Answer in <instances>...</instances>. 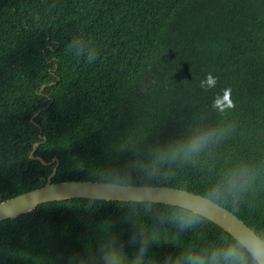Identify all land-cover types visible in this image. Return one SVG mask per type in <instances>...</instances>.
I'll return each instance as SVG.
<instances>
[{
    "label": "trees",
    "instance_id": "obj_1",
    "mask_svg": "<svg viewBox=\"0 0 264 264\" xmlns=\"http://www.w3.org/2000/svg\"><path fill=\"white\" fill-rule=\"evenodd\" d=\"M73 37L95 44L94 63L83 59L91 47L82 58L67 51ZM208 73L218 79L205 91ZM226 88L236 107L221 115L210 106ZM232 125L194 163L174 165L171 184L153 187L200 195L225 170L251 166L257 179L239 212L219 205L264 227V0H0V203L43 186L57 161L52 182L95 180L133 149ZM128 211L114 200L42 203L0 222V264H66L109 231L131 258ZM227 235L211 221L179 235L166 225L147 257Z\"/></svg>",
    "mask_w": 264,
    "mask_h": 264
},
{
    "label": "clouds",
    "instance_id": "obj_2",
    "mask_svg": "<svg viewBox=\"0 0 264 264\" xmlns=\"http://www.w3.org/2000/svg\"><path fill=\"white\" fill-rule=\"evenodd\" d=\"M89 47L91 51L83 59L92 64L98 56L93 42L73 37L67 51L82 58L85 49ZM217 79L208 73L200 81V87L205 91L213 89ZM231 92V88L222 89L213 97L210 107L221 115L232 111L236 105ZM234 129L235 125L227 129L197 126L189 129L182 137L151 147L146 153L133 149L132 158L122 167L102 169L98 179H90L85 185L88 196L97 199L109 197L113 193L123 194L129 206L123 219L132 227L129 242L136 251L129 258L123 250V243L109 231L98 247L89 248L84 254L73 253L66 264H264V227L242 222L236 216H233L236 221L233 230L215 243L205 245L193 242L177 254L162 260L147 257L150 243L161 242V232L166 225L171 226L177 235L197 230L206 221L216 217L220 203H227L233 212H239L245 194L252 190L257 179L255 170L245 164L225 170L200 195H194L185 188H176L170 192L166 207L155 211L153 208L159 199L154 184H171L174 180L171 171L174 165L194 163ZM149 214H152L151 225L143 221V216Z\"/></svg>",
    "mask_w": 264,
    "mask_h": 264
},
{
    "label": "water",
    "instance_id": "obj_3",
    "mask_svg": "<svg viewBox=\"0 0 264 264\" xmlns=\"http://www.w3.org/2000/svg\"><path fill=\"white\" fill-rule=\"evenodd\" d=\"M36 144L33 145V150L30 153V157H34L33 153L35 151ZM45 163L42 158L35 157ZM54 158L51 162L55 161ZM58 161L53 168V173L48 177L47 182L36 189L24 192L22 194L14 196V198L9 199L0 203V222L16 218L17 216L33 211L37 206L42 203L52 202L57 200H64L69 198H89L88 190L85 185L89 180L78 181V180H69L62 182H52V178L56 175V167ZM139 187V186H138ZM156 189V195L159 197L156 203L166 204V201L172 190L175 188L170 187H154ZM192 193V192H191ZM194 195H198L192 193ZM91 199V198H90ZM101 200H114L115 202H125L123 199L122 193H113L109 197L97 198ZM167 205V204H166ZM218 211L216 217L211 220L212 223L222 228L227 233L233 230V227L236 221L233 219V216H236L234 213L228 209L222 207L218 204ZM237 219L241 220L236 216ZM244 222L243 220H241Z\"/></svg>",
    "mask_w": 264,
    "mask_h": 264
}]
</instances>
